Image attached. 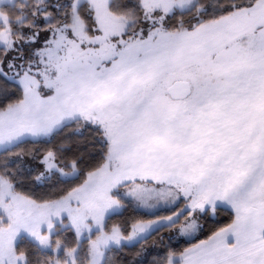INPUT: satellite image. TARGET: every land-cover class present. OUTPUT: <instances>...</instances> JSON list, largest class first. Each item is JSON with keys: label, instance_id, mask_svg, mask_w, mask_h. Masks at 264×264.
I'll return each mask as SVG.
<instances>
[{"label": "snow or ice", "instance_id": "1", "mask_svg": "<svg viewBox=\"0 0 264 264\" xmlns=\"http://www.w3.org/2000/svg\"><path fill=\"white\" fill-rule=\"evenodd\" d=\"M165 230L151 264H264V0H0V264Z\"/></svg>", "mask_w": 264, "mask_h": 264}, {"label": "trees", "instance_id": "2", "mask_svg": "<svg viewBox=\"0 0 264 264\" xmlns=\"http://www.w3.org/2000/svg\"><path fill=\"white\" fill-rule=\"evenodd\" d=\"M66 132L68 130H65ZM65 133H61L60 136L63 137ZM72 139H76V137H71ZM27 147V145H25ZM143 212H136L132 207H129L127 210L123 212L122 216L113 217V219H125L131 217L133 215H142ZM222 222H227L228 217L226 213H221ZM163 235V243H161L159 236ZM171 237V238H170ZM199 238H203V236H198ZM155 241V244H153ZM194 242V241H193ZM188 241L182 237H177L174 233L170 234L166 230L162 234H153V236L149 237L148 244L141 255L137 256L136 253L140 250V245L137 244L135 246L126 247L123 252L117 253L118 259L123 262V264H151V261L159 256L163 255L166 249L164 245L174 249H181L182 247L187 246Z\"/></svg>", "mask_w": 264, "mask_h": 264}, {"label": "rangeland", "instance_id": "3", "mask_svg": "<svg viewBox=\"0 0 264 264\" xmlns=\"http://www.w3.org/2000/svg\"><path fill=\"white\" fill-rule=\"evenodd\" d=\"M182 238H184L185 240H187L185 237H182Z\"/></svg>", "mask_w": 264, "mask_h": 264}]
</instances>
